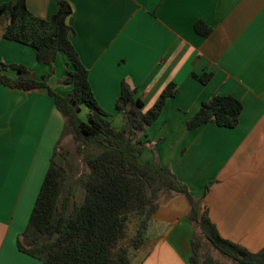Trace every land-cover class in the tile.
Listing matches in <instances>:
<instances>
[{
	"label": "crops",
	"instance_id": "crops-1",
	"mask_svg": "<svg viewBox=\"0 0 264 264\" xmlns=\"http://www.w3.org/2000/svg\"><path fill=\"white\" fill-rule=\"evenodd\" d=\"M59 1L26 0L30 11L45 19L58 10ZM67 1L73 9L67 17L76 32L73 44L115 126L123 124V114L115 109L123 80L137 89L144 111L168 83L176 84L177 93L141 133L143 140H156L141 160L157 158L170 167L201 200L199 205H206L224 238L252 251L262 248L264 0ZM198 21L210 27L208 34L197 32ZM4 30L0 22V68L24 65L37 78L49 72L50 65L37 60L34 47L6 39ZM59 62L65 67L58 69ZM68 69L61 52L49 79L60 93L70 89L60 83ZM2 72L19 74L12 67ZM193 73H210L211 78L203 83ZM215 94H230L242 102L239 123L188 128L202 102ZM65 124L47 89L21 90L0 82V264H42L19 250L17 240L27 227ZM169 198L155 215L169 224L168 230L141 264H189L195 230L190 203L180 194Z\"/></svg>",
	"mask_w": 264,
	"mask_h": 264
},
{
	"label": "trees",
	"instance_id": "trees-1",
	"mask_svg": "<svg viewBox=\"0 0 264 264\" xmlns=\"http://www.w3.org/2000/svg\"><path fill=\"white\" fill-rule=\"evenodd\" d=\"M72 11L67 0H60L58 10L45 19L31 12L26 0H0L4 37L34 47L37 60L50 65L49 72L37 78L24 65L2 64L0 82L21 90L47 89L66 123L27 227L17 240L19 250L42 264H141L168 230L169 224L155 217L163 192L184 195L190 203L189 217L195 230L189 264H221L212 254H204L206 244L236 264H264V246L252 251L224 238L206 205L200 207L201 200L193 197L170 167L158 160H141L142 152L152 143L143 140L141 133L159 118L167 100L177 93L176 84L168 83L144 111L145 103L137 96V89L123 80L115 102V109L123 114V124L115 126L111 114L99 104L89 71L73 44L76 32L67 23ZM195 28L203 35L210 32L201 21ZM61 52L67 56L69 67L60 80L70 86L66 93L49 84ZM8 67L19 74H4L3 69ZM193 76L203 83L211 78L210 73ZM85 107L88 112L83 118ZM242 109V102L235 96L215 94L202 102L187 126L194 129L214 122L235 127ZM68 132L73 133L78 161L62 143Z\"/></svg>",
	"mask_w": 264,
	"mask_h": 264
},
{
	"label": "rangeland",
	"instance_id": "rangeland-1",
	"mask_svg": "<svg viewBox=\"0 0 264 264\" xmlns=\"http://www.w3.org/2000/svg\"><path fill=\"white\" fill-rule=\"evenodd\" d=\"M66 63L61 64L59 62V67L58 69H62L65 67ZM85 110L82 112V117L86 118V113L88 112V108L85 107ZM116 125H119L118 120H115L114 122ZM152 143L150 145H148L146 148L152 147L154 146L155 141H151ZM63 145L65 146V148L70 152L71 156L78 161L79 156L77 154L76 151V142L74 140L73 137V133L72 132H68L67 135L65 136L64 140H63ZM151 149V148H150ZM152 150V149H151ZM152 160H157V158H154ZM174 195H179V194H175V193H163L161 192L160 194V202H161V206H163V204H166L170 201V196H174ZM204 254H212L214 257H216L221 264H229L232 261L229 260L228 258H226L225 256H222L220 253H218L214 248H212L211 246H209L208 244L204 245ZM139 262V259H137L136 263ZM226 262V263H225Z\"/></svg>",
	"mask_w": 264,
	"mask_h": 264
},
{
	"label": "water",
	"instance_id": "water-1",
	"mask_svg": "<svg viewBox=\"0 0 264 264\" xmlns=\"http://www.w3.org/2000/svg\"><path fill=\"white\" fill-rule=\"evenodd\" d=\"M200 207H201V205H200Z\"/></svg>",
	"mask_w": 264,
	"mask_h": 264
}]
</instances>
